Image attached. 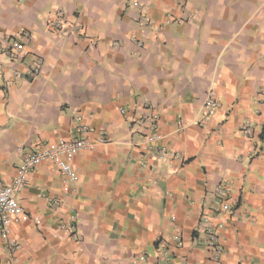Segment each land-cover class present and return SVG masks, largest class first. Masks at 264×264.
Listing matches in <instances>:
<instances>
[{
	"label": "crops",
	"instance_id": "0c3cea01",
	"mask_svg": "<svg viewBox=\"0 0 264 264\" xmlns=\"http://www.w3.org/2000/svg\"><path fill=\"white\" fill-rule=\"evenodd\" d=\"M184 1L0 0V184L27 153L90 128L76 181L51 162L29 174L18 195L27 215L10 226L14 264H168L158 242L179 229L169 264H212L209 226L222 264H264V0ZM151 114L162 155L149 149ZM221 182L237 209L218 211ZM72 211L77 238L59 229ZM0 264H12L1 233Z\"/></svg>",
	"mask_w": 264,
	"mask_h": 264
},
{
	"label": "built area",
	"instance_id": "2783aa9c",
	"mask_svg": "<svg viewBox=\"0 0 264 264\" xmlns=\"http://www.w3.org/2000/svg\"><path fill=\"white\" fill-rule=\"evenodd\" d=\"M133 5L139 10L138 20L143 26L149 23L150 17L146 11V7L140 2L135 1ZM179 5H185L184 0H179ZM183 9V8H182ZM63 14H59L57 19L52 22L53 27H57L62 24ZM26 36V35H25ZM140 46L143 43L139 41ZM22 43L13 39L9 43L10 55L12 57H17L22 50ZM44 61L41 57H37L35 61L30 66L29 75L35 79L41 73V68ZM218 100H216L210 93L209 98L205 104L209 112H213L218 107ZM123 113L125 109L121 110ZM151 121V131L152 135L147 139L149 141V149L151 153L154 154H165L164 148H156L155 142L161 138L159 118L157 114H151L149 116ZM182 125V124H181ZM88 126H81V130L78 132L77 136L72 139L60 141L59 143L39 147L24 156L21 165L17 168V173L13 180L9 184H0V233L4 242L6 251L11 257V262L14 264L15 254L21 248V244L10 237V226L13 220L19 216H26L25 208L21 205L18 195L24 190L27 185L29 174L38 165L44 162L53 163L59 172L69 181H76L78 178L76 169L74 168V159L77 153L81 150L87 149L90 146L89 141L82 135V132L89 131ZM241 132L248 138H254L256 133L251 123L247 122L241 128ZM263 140H264V128H263ZM107 137L103 134L99 142H107ZM215 196L219 203L218 211H233L237 209L239 205V200H233L231 196V189L227 183L221 182L217 185L215 189ZM53 206L57 207L60 204L58 199H51ZM77 215L72 211L68 217H64L60 224L59 229L67 230L71 233L72 237L78 236L77 234ZM207 232V252L210 254V263L212 264H222L224 257V247L220 240L219 234L216 229L212 226L206 228ZM174 240L169 242L167 240H160L158 243L161 257L163 261L168 264L172 260V247L183 245L182 231L179 229L175 235ZM138 260L142 263L148 262V256L145 254L138 257ZM206 264H209L208 262Z\"/></svg>",
	"mask_w": 264,
	"mask_h": 264
}]
</instances>
